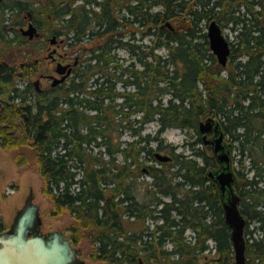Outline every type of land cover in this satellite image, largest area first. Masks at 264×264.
<instances>
[{
	"label": "trees",
	"instance_id": "1",
	"mask_svg": "<svg viewBox=\"0 0 264 264\" xmlns=\"http://www.w3.org/2000/svg\"><path fill=\"white\" fill-rule=\"evenodd\" d=\"M28 16L36 39L19 31ZM213 19L234 32L224 67L206 35ZM53 35L62 59L81 60L38 91L29 80L40 52L34 41ZM15 61L24 62L22 75ZM211 116L256 156L255 205L264 199V0L1 1L0 147L33 150L50 214L69 213V237L89 242L91 264H235L206 177L212 159L175 152L161 137L179 127L201 142L198 125ZM151 121L156 132L143 134ZM156 151L171 160L158 161ZM245 239V264H264V233Z\"/></svg>",
	"mask_w": 264,
	"mask_h": 264
},
{
	"label": "water",
	"instance_id": "2",
	"mask_svg": "<svg viewBox=\"0 0 264 264\" xmlns=\"http://www.w3.org/2000/svg\"><path fill=\"white\" fill-rule=\"evenodd\" d=\"M165 25L170 26L167 21ZM22 35L32 39L38 36L37 27L29 21L26 28L21 27ZM206 35L208 38L210 51L215 55L217 62L224 66L227 63L230 54V41L223 33L221 26L215 19L207 24ZM56 41V36L50 37V43ZM55 49H52L48 55L53 58ZM54 59V58H53ZM76 60V59H75ZM72 62L63 63L61 61L55 62L54 71L57 75H51L54 86L64 81L71 72ZM39 79H36L33 84L37 85ZM214 131V139L210 142L212 151L216 156L220 168L217 172L212 173L208 171V175L216 184L220 195L221 207L223 217L226 225L230 228V240L234 252V263L245 264L246 262V240L244 237V227L246 223L245 216L241 213L239 208L240 196L234 190V183L236 181L232 159L230 156L229 146L224 142V132L218 122L213 117H208L199 123V132L205 133L210 130ZM158 161L165 162L171 160V156L167 153L156 151L154 153ZM31 196V194H30ZM33 211L38 209V205L32 206ZM34 212L26 214L18 220V225L13 231L0 232V264H70V257L76 259L72 251L71 244L66 237L63 236L62 245L53 247L49 244L48 238H44V247L40 239L32 240L25 237L27 223L34 219ZM18 242L22 246L16 248ZM39 247L35 249L33 246ZM24 250V251H23ZM78 259V258H77ZM76 264H86L84 260L79 259Z\"/></svg>",
	"mask_w": 264,
	"mask_h": 264
},
{
	"label": "rangeland",
	"instance_id": "3",
	"mask_svg": "<svg viewBox=\"0 0 264 264\" xmlns=\"http://www.w3.org/2000/svg\"><path fill=\"white\" fill-rule=\"evenodd\" d=\"M27 24V19H25V23L21 27L26 28ZM223 33L229 38V40L234 38V32L230 31L229 28L223 29ZM34 43L37 44L36 40L34 41ZM47 46L49 47V50L53 47H56L57 52L60 54H63L65 51V47L63 46L62 41L58 42L56 46H50L49 42H47L46 47ZM46 52L47 51L42 50L35 56H31V60L39 59V62L36 64V72L30 75L29 77V80L31 82H34L36 79L39 78L40 75H44V73L57 75L54 72L55 65L52 64L50 61L43 59ZM13 54L16 55V58H20L21 56L18 54V50L16 49H14ZM76 54L77 53H73L67 56L68 58H64L61 60H64L63 62H72L74 61ZM117 54L121 58H124L125 64L130 61L128 59V53L125 48H120L119 50H117ZM7 61H10V59L8 58ZM21 62L22 61L12 62L18 74L22 72L20 69ZM223 74H225V72H223ZM39 80L40 86L47 87L50 83V79L48 78L45 79L43 77ZM168 96L169 95H165V97ZM215 118L220 119L219 117ZM157 128L158 124L155 121H151L144 126L142 133L153 135L156 132ZM190 136L192 137L190 138ZM161 137H164L166 143H170L174 146L175 152L184 151V153L186 154L190 153L188 142H191L196 138L194 133L188 134L185 130L179 127H169L165 129L161 133ZM227 137L231 140L228 135ZM122 138L130 139L131 137L125 133ZM231 142L233 143V146L235 145V148L232 147L235 166L236 160L238 158H244L243 164L245 165L246 173L248 176H253L254 171L249 167L250 162L247 156L248 150H242L241 143L238 140ZM155 144L156 143L153 141L152 145L155 146ZM43 188L44 182L39 174L37 165L35 163L34 152L30 147H0V221L5 226H8L13 219L16 209L20 208L23 205L24 198L31 191L34 196L32 201L39 205L40 215L44 220V230H60L64 232L67 236H69L70 233L68 231V227L73 223L71 216L67 211H64L57 215H51L50 211L52 207V202L49 197L44 194ZM249 228H253V225H250ZM260 234L261 232L256 231L255 234H251L249 236L247 235L246 237H249L250 239L251 237L260 236ZM20 246H22V243L18 242L16 244V248H19ZM33 247L35 249L39 248L37 247V245H34ZM75 247L78 249L81 259L84 260L86 264H91V260L88 255V252L91 249V245L89 244V242L83 240L80 244H75Z\"/></svg>",
	"mask_w": 264,
	"mask_h": 264
},
{
	"label": "flooded vegetation",
	"instance_id": "4",
	"mask_svg": "<svg viewBox=\"0 0 264 264\" xmlns=\"http://www.w3.org/2000/svg\"><path fill=\"white\" fill-rule=\"evenodd\" d=\"M1 1L2 0H0V3H1ZM26 19H27V23H28V21L31 20V16H28ZM37 37L38 36H36L33 39H36ZM29 40H32V39H29ZM40 40H42V41H40ZM40 40L37 42V46H39V48H40L39 51L40 52L42 50L47 51L43 57L44 60L50 61L54 65H55V62L57 60L63 61V60H61L63 55L57 52L56 47L55 48L53 47L50 50H49L48 46L46 47L47 42H49L50 46H56L58 44V42H60L59 39L56 38V41L53 44L50 43V37H48V38L42 37V39L40 38ZM52 49H55V52L53 53L54 59L48 55V53ZM38 62H39V59L34 60V64H37ZM79 63H80V57H79V55H75L74 61L72 63V68L77 66ZM23 64H24V62L20 63L21 66ZM22 73L23 72H20L19 75H22ZM51 75L52 74L44 73V75H40L38 79H41L43 77L45 79H47V78L50 79V83L47 86V87H50V86H52L51 85V83H52ZM34 86L36 87V89L38 91L46 88L44 86H40V80H39L38 84L34 85ZM117 86L120 87V89H122V82H118ZM204 120H202V121H204ZM214 120L220 124V126L223 130V125H222L221 119H215L214 118ZM198 129H199V125H198ZM214 136H215V134H214V131L212 129L210 131H207L205 133V136L203 133H200L201 142H196V144H194L195 140L197 138H199L198 136H196V138L194 140H192L191 142H188V144L192 143L193 146L192 147L188 146V147L190 149V152L195 150V149L196 150H202L203 152H205V154L208 157H210L212 159V163L214 164V167L210 166L207 169L206 177H207L208 181L213 183L217 188L216 182L213 179H211V177L207 174L208 171H210V170L212 171V173H215L220 168V164L218 163L216 156L214 155V153L212 151V145L210 143L214 139ZM191 137L192 136H190V138ZM223 140L229 146L230 156L232 159V166H233V170H234V174H235V178H236V181L234 183V190L240 196L239 207L242 205L243 202H245V213H244V216L246 218L245 235L249 236L251 234H255L256 231H259V232H261V234L258 237H262V235L264 233L263 228H261L264 225V220H263L264 219V199H260L254 205V202L257 201L256 198H254V193L252 191V189H255V186L252 185V180L255 179L254 175L253 176L247 175L246 170H245V165L243 164L244 158H238L236 160V166H235V160L233 158V153H232V149L235 148V145L233 146V143L231 142V140L227 136H224ZM232 141H235V140H232ZM247 154H248L247 156H248L249 162H250L249 167H250V169L254 170L252 168L253 167L252 165H253L254 160L256 159V156L252 152H248ZM217 190H218V188H217ZM30 194H31V196H30ZM218 196H219V202L221 205L219 191H218ZM33 198H34V196L30 191L29 194H27L26 197L24 198L23 205L20 208L16 209L15 214L13 216V219L8 226H5L0 221V232L13 231L14 228L18 225V220L20 219V217H22L28 213L31 214L32 212H34V214H35L34 219H32L31 222L27 223V227H26V231H25V237L27 239H32V240H36V241L39 238L43 244V247H44V238H47V236L52 235V236H50V238H48L49 244L53 247L61 246L63 243L62 240L64 239L63 236L66 234L60 230H47V231L44 230V220L40 215L39 205L32 201ZM34 204L38 205V209L36 211L35 210L33 211V208H32V206ZM254 211L260 212L261 215L260 216H253L252 213ZM253 223H255V224H253ZM250 225H253V228H249ZM66 237L68 238V240L71 244V247H72V251H73L74 255L76 256V259H73V255H71L72 259H71V257L69 258L70 264H76L78 262V260L81 259L80 255H79V251L75 247V244H74V242H72L70 237L67 235H66Z\"/></svg>",
	"mask_w": 264,
	"mask_h": 264
},
{
	"label": "bare ground",
	"instance_id": "5",
	"mask_svg": "<svg viewBox=\"0 0 264 264\" xmlns=\"http://www.w3.org/2000/svg\"><path fill=\"white\" fill-rule=\"evenodd\" d=\"M222 29V28H221ZM222 31H223V29H222ZM231 50V49H230Z\"/></svg>",
	"mask_w": 264,
	"mask_h": 264
}]
</instances>
